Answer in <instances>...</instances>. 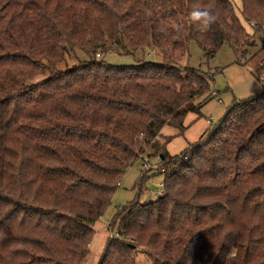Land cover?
<instances>
[{
  "label": "trees",
  "instance_id": "16d2710c",
  "mask_svg": "<svg viewBox=\"0 0 264 264\" xmlns=\"http://www.w3.org/2000/svg\"><path fill=\"white\" fill-rule=\"evenodd\" d=\"M242 2L259 30L264 0ZM246 38L231 0H0V264H81L148 149L165 195L119 211L112 264L140 248L151 264H264V88L180 156L162 134L212 99L214 79L182 67L189 43L213 57Z\"/></svg>",
  "mask_w": 264,
  "mask_h": 264
},
{
  "label": "rangeland",
  "instance_id": "374dc122",
  "mask_svg": "<svg viewBox=\"0 0 264 264\" xmlns=\"http://www.w3.org/2000/svg\"><path fill=\"white\" fill-rule=\"evenodd\" d=\"M231 1L249 38H246L247 42L244 41L245 46L243 43L241 47L232 51L225 45L213 57H208L195 41L189 43V56L184 59L182 67L198 69L214 79L212 99L202 107L199 115L190 113L187 116L184 131L169 126L163 130V142L169 141L167 145L169 156H180L192 145L197 144L210 129L222 122L235 104L246 102L245 105H248L258 101L259 98L256 97L264 88L260 83L261 77L264 76V22L259 30L255 29L251 24L255 22H247L241 15L242 0ZM123 54L114 51L104 57L108 63L116 66L133 65L132 56ZM74 63V59H69L66 66ZM61 67L64 68L65 65ZM214 93L219 95L222 102L216 100ZM253 98L256 100L250 101ZM240 111V109L238 112L235 111V115L232 113L231 118L238 117ZM224 127L226 128V125ZM218 129H221V132L225 130L220 127ZM142 157L141 162L126 171L120 187L113 195L112 205L93 227V240L87 245L88 254L81 264H112L115 261V254L108 252V244L113 241L123 243L124 240L118 232L119 218L116 219L117 223L114 221L119 211L131 203L146 205L156 201L160 195L161 197L165 195L162 186L164 176L157 171L160 167L158 157L152 149H148ZM131 247L134 245L131 244ZM134 256L135 264H151L144 248H140Z\"/></svg>",
  "mask_w": 264,
  "mask_h": 264
},
{
  "label": "clouds",
  "instance_id": "9594fccd",
  "mask_svg": "<svg viewBox=\"0 0 264 264\" xmlns=\"http://www.w3.org/2000/svg\"><path fill=\"white\" fill-rule=\"evenodd\" d=\"M190 19L198 24L200 31H207L215 21V16L210 8H195L190 13Z\"/></svg>",
  "mask_w": 264,
  "mask_h": 264
},
{
  "label": "built area",
  "instance_id": "2783aa9c",
  "mask_svg": "<svg viewBox=\"0 0 264 264\" xmlns=\"http://www.w3.org/2000/svg\"><path fill=\"white\" fill-rule=\"evenodd\" d=\"M109 53H112V51H109ZM97 57L99 58V57H100V54H98ZM260 83H261L262 85H264V76L261 77V79H260ZM214 95L216 96V100H217L218 102H222V100L219 98V95H218L217 93H214Z\"/></svg>",
  "mask_w": 264,
  "mask_h": 264
},
{
  "label": "water",
  "instance_id": "95a60500",
  "mask_svg": "<svg viewBox=\"0 0 264 264\" xmlns=\"http://www.w3.org/2000/svg\"><path fill=\"white\" fill-rule=\"evenodd\" d=\"M161 197V196H160Z\"/></svg>",
  "mask_w": 264,
  "mask_h": 264
}]
</instances>
